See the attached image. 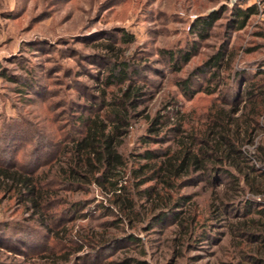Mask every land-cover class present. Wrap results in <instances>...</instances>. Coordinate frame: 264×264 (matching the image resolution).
<instances>
[{"label":"rangeland","instance_id":"374dc122","mask_svg":"<svg viewBox=\"0 0 264 264\" xmlns=\"http://www.w3.org/2000/svg\"><path fill=\"white\" fill-rule=\"evenodd\" d=\"M232 1L0 0V165L49 175L42 186L53 190L39 216L16 192L0 189V264H264V226L242 225L264 218L248 216L228 187L214 191L206 182L187 184L180 194L189 198L176 209L179 222L170 216L163 224L147 221L129 229L96 211L107 204L98 191L65 187L52 172L68 142L80 136L82 122L96 113L105 116L106 104L128 84L106 85L111 59L128 61L130 77L143 87L134 112L141 115L132 116L179 109L199 121L216 97L188 100L179 85L219 48L226 46L234 56L233 70L248 79L264 70V0ZM253 4L260 13L244 30L230 29L229 11ZM212 13L221 18L201 41L190 26ZM124 32L134 41L122 42ZM193 44L197 54L174 69L168 52L187 51ZM190 82L195 87L196 79ZM146 126L143 117L132 119L120 148L124 156L144 148L140 138ZM257 139L264 147V128ZM248 195L264 207V195ZM211 202L219 216L211 214Z\"/></svg>","mask_w":264,"mask_h":264},{"label":"trees","instance_id":"16d2710c","mask_svg":"<svg viewBox=\"0 0 264 264\" xmlns=\"http://www.w3.org/2000/svg\"><path fill=\"white\" fill-rule=\"evenodd\" d=\"M259 13L255 4L245 8L237 6L229 11V28L244 30ZM220 18L217 13L199 17L190 26V33L205 41ZM120 40L134 41L125 32ZM107 49L112 53L116 51L113 46ZM197 52L193 44L187 51L168 52V58L174 69L180 70ZM233 58L226 46H222L179 85L188 100L199 94L216 97L204 121H199L200 117L185 116L179 109H168L155 116H132L141 115L134 112L142 104L143 87L130 77L128 61L111 59L106 85L128 84L116 100L106 104L105 116L96 113L82 122L80 136L68 142L52 172L56 170L65 187L88 193L93 189L98 191L107 204L97 205L96 211L115 217L118 225L129 229L147 221L149 225L153 221L163 224L170 216L179 222L181 212L176 209L189 198L180 194L182 189L187 184L203 182L214 191L219 187L234 190L237 196L233 199L241 201L240 206L248 216L255 213L264 218V207L255 205L248 195L258 198L264 195V147L257 139L264 128V70L248 79L246 73L233 70ZM192 79L201 82L193 87ZM170 112L176 116H170ZM136 117H143L147 123L140 138L144 148L126 157L120 148ZM251 146L254 151L247 149ZM48 177L34 176L13 165H0V189L16 192L39 216L44 213L43 202L53 193L42 186ZM257 178L262 181L257 183ZM212 195L221 194L213 192ZM226 204L223 201L222 206ZM210 207L211 214L219 216V207L214 202ZM195 221L194 217L190 219L192 224ZM250 223L264 226L260 219L242 222V225L248 228ZM49 232L55 234L52 229Z\"/></svg>","mask_w":264,"mask_h":264},{"label":"built area","instance_id":"2783aa9c","mask_svg":"<svg viewBox=\"0 0 264 264\" xmlns=\"http://www.w3.org/2000/svg\"><path fill=\"white\" fill-rule=\"evenodd\" d=\"M236 1H237V0H233L232 3H235ZM232 3H231V5H232Z\"/></svg>","mask_w":264,"mask_h":264}]
</instances>
